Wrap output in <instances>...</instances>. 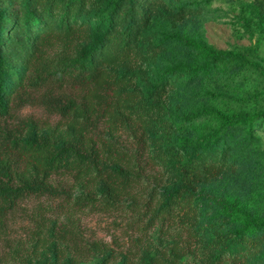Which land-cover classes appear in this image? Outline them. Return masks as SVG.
Wrapping results in <instances>:
<instances>
[{
	"label": "rangeland",
	"instance_id": "obj_1",
	"mask_svg": "<svg viewBox=\"0 0 264 264\" xmlns=\"http://www.w3.org/2000/svg\"><path fill=\"white\" fill-rule=\"evenodd\" d=\"M57 1L37 3V8L47 7L50 12L35 31L76 24L85 27L89 36L70 47L56 45L49 58L71 57L79 48L88 46L92 37L107 31L109 36L93 51L92 60L119 77L124 88L136 91L141 99L139 109L131 113L136 135L126 125L113 135L121 146L134 153L133 162L140 177L135 187L138 204L151 199L153 210L161 193L174 185L177 137L194 140L199 125H220L209 115L186 120L185 113L209 107L228 114L264 109V76L255 67L238 59L209 61L193 47L203 44L236 50L264 68V0H122L115 9L112 0H82L73 3L71 12ZM122 42L129 45V68L119 60ZM207 61L193 74L166 71L180 62L202 65ZM11 76L10 71L7 78ZM19 114L48 121L50 125L57 120L35 106H24ZM70 132L67 125L60 126L54 131V140L58 143ZM219 134L209 157L224 160L229 169L217 177L202 178L199 188L216 198L235 196L251 217L264 218V118H256L250 125L220 127ZM55 180L65 187L71 183L64 177ZM95 189H100L99 184ZM79 191L76 184L73 193ZM197 201L199 228L203 232L219 212L203 198L198 197ZM128 208L127 200L113 210L88 206L78 211L60 197L20 201L5 221L0 264H68L66 244L52 236V230L61 227V223L66 227L71 223L79 238L108 243L114 254L130 248L142 252L149 262L161 258L179 230L170 228L165 232L157 219L148 226L150 212L137 220ZM40 224L38 237H45L43 245L35 235ZM193 245V251L182 255L177 264H215V255L205 241ZM102 256L95 255L79 264H97ZM117 262L118 258L108 264ZM221 264L237 263L224 259ZM243 264H264V248L249 251Z\"/></svg>",
	"mask_w": 264,
	"mask_h": 264
},
{
	"label": "trees",
	"instance_id": "obj_2",
	"mask_svg": "<svg viewBox=\"0 0 264 264\" xmlns=\"http://www.w3.org/2000/svg\"><path fill=\"white\" fill-rule=\"evenodd\" d=\"M39 1L0 0V239L5 234V221L20 201L60 197L76 211L88 206L113 210L127 200L128 211L137 220L150 212L146 225H153V219H157L165 232L170 228L179 230L161 258L149 262L137 249L126 248L114 254L108 243L79 238L71 223L69 227L61 223V227L52 230V236L66 244L70 254L68 264H79L99 254L103 256L97 264H108L117 258V264H177L182 255L193 251L194 242L202 241L212 249L215 264L224 259L243 264L249 251L264 248V218L251 217L235 196L216 198L198 186L202 178H214L229 169L224 160L209 157L217 146L220 127L250 125L256 118H264V109L228 114L209 107L185 113L186 120L209 115L220 125H199L194 140L177 137L174 185L161 193L153 210L151 199L138 204L135 187L140 177L133 162L134 153L121 146L113 135L124 125L136 135L131 113L139 109L141 99L136 91L125 89L119 77L92 60L93 51L109 33L103 31L92 37L88 46L79 48L71 57L53 60L49 55L56 45L70 47L89 34L85 27L76 24L35 31L50 12L47 7L37 8ZM81 1L57 2L71 12L73 3ZM121 2L112 0V9ZM193 47L209 61L238 59L264 76L263 66L248 61L239 51L203 44ZM119 60L126 68L131 66L128 43H121ZM209 61L202 65L180 62L166 71L193 74ZM10 71L12 76L7 78ZM24 106L39 107L57 120L50 125L31 115H20ZM63 125L71 132L57 143L54 131ZM55 177L68 178L71 183L65 187ZM76 184L80 191L73 193ZM198 197L219 212V216L208 221L203 232L199 228ZM41 226L35 231L37 237ZM38 240L41 245L46 243L45 237Z\"/></svg>",
	"mask_w": 264,
	"mask_h": 264
}]
</instances>
